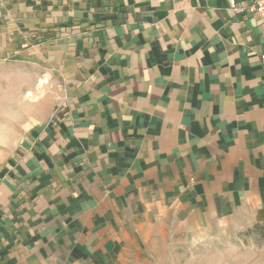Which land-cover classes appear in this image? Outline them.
<instances>
[{
  "label": "crops",
  "instance_id": "obj_1",
  "mask_svg": "<svg viewBox=\"0 0 264 264\" xmlns=\"http://www.w3.org/2000/svg\"><path fill=\"white\" fill-rule=\"evenodd\" d=\"M230 1L0 0V60L63 91L0 166V264L264 224V19Z\"/></svg>",
  "mask_w": 264,
  "mask_h": 264
},
{
  "label": "rangeland",
  "instance_id": "obj_2",
  "mask_svg": "<svg viewBox=\"0 0 264 264\" xmlns=\"http://www.w3.org/2000/svg\"><path fill=\"white\" fill-rule=\"evenodd\" d=\"M53 81L41 67L0 60V166L25 130L57 108L63 91ZM131 264H264V224L214 233L180 229L151 243Z\"/></svg>",
  "mask_w": 264,
  "mask_h": 264
},
{
  "label": "built area",
  "instance_id": "obj_3",
  "mask_svg": "<svg viewBox=\"0 0 264 264\" xmlns=\"http://www.w3.org/2000/svg\"><path fill=\"white\" fill-rule=\"evenodd\" d=\"M230 6H231L230 11L234 15L256 14L261 19H264V0H253L252 3L246 6L240 5V3L237 0H231Z\"/></svg>",
  "mask_w": 264,
  "mask_h": 264
},
{
  "label": "bare ground",
  "instance_id": "obj_4",
  "mask_svg": "<svg viewBox=\"0 0 264 264\" xmlns=\"http://www.w3.org/2000/svg\"><path fill=\"white\" fill-rule=\"evenodd\" d=\"M33 94L32 93H29L28 96H32Z\"/></svg>",
  "mask_w": 264,
  "mask_h": 264
}]
</instances>
